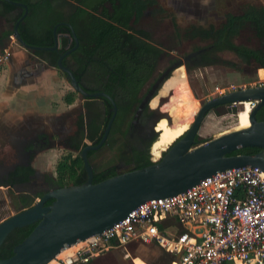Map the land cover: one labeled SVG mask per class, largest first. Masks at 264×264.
<instances>
[{
    "label": "flooded vegetation",
    "instance_id": "flooded-vegetation-1",
    "mask_svg": "<svg viewBox=\"0 0 264 264\" xmlns=\"http://www.w3.org/2000/svg\"><path fill=\"white\" fill-rule=\"evenodd\" d=\"M28 1L29 3L25 4L27 6V13L18 28L22 38H25L30 43L43 44V46L30 44L32 46L48 49L54 48L53 50H36L35 52H41L42 57L48 58L51 62L50 64L55 67L58 59L69 52L62 60V63L72 73L78 65L74 60V55L78 56L77 50L80 43H84L86 46L85 52H87L83 56L79 55L83 62L82 64H88L89 53H94L97 49L93 43L95 41L93 35H95L96 30L101 25V20L116 18L119 21H123L125 19L124 14L116 13V9L121 6L122 0ZM141 1L144 2L145 7L140 16L137 18L133 10V15L128 22L129 27L124 30L127 35L135 36L137 40L156 47L160 53L157 56L154 71L144 81V86L139 90L137 96L138 103L132 106L131 113L123 120L118 121L116 120L118 113L116 107V114L111 122L104 143L97 149L87 151L86 160L92 169L94 177L103 172L105 174H110L111 172L121 174L132 171L131 165H127L128 162L132 164L133 160L142 159L145 153L149 154L150 152L151 156H154L160 151L163 152L162 149L168 148L190 128L192 123L189 124V122L197 111L198 106L189 86L184 79H180V84H178L177 80L169 81L165 86V90L168 91L176 88L178 107L175 108V113L170 114V116L173 120L177 119L181 120V122L172 126L171 122H168L166 118H162L160 121L154 123L152 131H147L148 123L152 119H155L156 116L167 115L160 112L159 105L151 110L149 103L156 96L161 85L170 78L173 71H183L185 75L190 74L195 76L197 72L213 69L218 65H226L230 67V71L238 72L241 69L240 71L244 73H248L250 69H261L257 67L255 61L250 60L249 62H245L239 56L226 50L216 52L217 57L221 59L216 64V62L212 61L216 56L210 55V51L213 52L215 47L210 45L211 42L202 40L199 36L201 32L197 33L195 28H193L194 26H215V28H219L221 24L226 22L227 15L232 13H225L223 21L220 24L199 25L191 23L187 27H181L182 24H180L177 18V6L171 5L169 3L171 2L170 0H166L168 7H164L158 3L165 0ZM180 1L181 3H188L184 0ZM247 4L249 2L245 5ZM82 9L85 11V14L79 11ZM238 10V14L234 15L241 14L242 7H238ZM24 13L23 11L22 15ZM145 20L148 21L147 24L146 22L143 23ZM74 26L78 29V33H76ZM247 30L251 32L250 38L247 41L249 44L238 43L237 41L243 39ZM127 35L123 38V41H127L128 43L126 50H135L137 48L135 41L130 38L127 39ZM233 41L237 45L254 49L264 47V37L258 38L253 33V30L251 31L247 27ZM225 53H231L238 58V61L234 62L223 59L222 56ZM90 57H92L93 61L97 60L93 56ZM56 70L60 71L59 69ZM167 70H169L167 76L138 113L141 101L150 92L155 82ZM87 74L88 72L86 75L80 76L79 79L75 78L81 89L90 94L103 92H88V87L85 83L97 84L123 80V78L109 75L91 74L89 76ZM142 80V75L135 78V82ZM67 83L69 82L67 81ZM225 94L227 93H223V95ZM106 95L109 96L108 94ZM219 96L222 95H217L216 97ZM109 97L113 101L112 97ZM216 97H212L211 99ZM123 99L125 98L123 97ZM113 103L115 104L114 101ZM123 104H126V102ZM223 106L227 105L216 106L205 115L199 127L196 144L209 141V139L207 141H201L200 139L199 132L203 126V122L209 113L219 110ZM112 107L113 105L104 97L95 99H85L82 97V102L77 106L69 107L60 114L51 117L45 124L33 126L31 123H28L26 126H18L12 129L0 128V195L7 196V200L3 199L0 201V208L6 205L9 209L18 208L23 210L32 207L42 197L52 191L77 185L74 183L78 179L85 182L87 174L84 169L81 153L86 146L96 147L99 144L112 118ZM100 109L101 112L99 111ZM250 109L251 106L249 105L246 111L248 112ZM136 113L137 118H135ZM112 129L115 132L112 133V139L109 140ZM95 130H97V134L92 136ZM155 131L158 133V138L151 145L153 132ZM122 134H125V136ZM90 136L93 139H89ZM121 136L124 138H121ZM110 141L112 142L111 144ZM56 151H63L65 155L61 159H58L59 161H56V165L53 167L54 170L53 168L49 169L50 161L48 160L52 156L50 152ZM105 155L109 158L106 159ZM149 160L152 163V158H149ZM63 161L69 165V170L73 171L72 176L74 177V180L69 181L70 183L65 186L61 185L57 180L58 166ZM122 167L126 168L123 172ZM51 202V200H47L45 206H49Z\"/></svg>",
    "mask_w": 264,
    "mask_h": 264
},
{
    "label": "water",
    "instance_id": "water-1",
    "mask_svg": "<svg viewBox=\"0 0 264 264\" xmlns=\"http://www.w3.org/2000/svg\"><path fill=\"white\" fill-rule=\"evenodd\" d=\"M1 1L20 7L25 12L16 22L12 33V37L24 50L31 54L36 50L54 49L36 47L25 42L18 27L25 18L27 6L13 0ZM68 53L58 59L56 67H51L59 69L74 92L83 98H106L113 105V115L99 144L96 147L86 146L81 153L87 174L84 183L52 191L32 207L0 222V247L16 231L33 228L30 234L13 248L12 256L0 259V264H49L61 252L91 236L101 234L148 201L182 194L200 181L227 169L253 167L264 172V121L256 119L257 111L264 106L262 85L238 89L201 104L190 128L161 153L158 162L93 183L94 175L87 163L86 153L104 143L116 114V106L106 94H90L81 89L74 74L62 63ZM168 72L169 70L155 82L141 101L138 113L153 96ZM248 102H256L248 115L249 127L196 144L200 124L208 112L219 105H243ZM162 118L171 122L169 115L156 116L148 123L147 131H152L154 123ZM153 133L151 145L158 138V133ZM244 148H257L259 152L253 155H231ZM47 200L52 201L49 206H45Z\"/></svg>",
    "mask_w": 264,
    "mask_h": 264
},
{
    "label": "built area",
    "instance_id": "built-area-1",
    "mask_svg": "<svg viewBox=\"0 0 264 264\" xmlns=\"http://www.w3.org/2000/svg\"><path fill=\"white\" fill-rule=\"evenodd\" d=\"M8 59L6 52L0 54V70ZM248 103L251 110L256 105ZM166 217H175L182 231L161 232L157 224ZM131 242L172 252V264H264V172L227 169L182 194L148 201L66 255H57L52 264H88Z\"/></svg>",
    "mask_w": 264,
    "mask_h": 264
},
{
    "label": "trees",
    "instance_id": "trees-1",
    "mask_svg": "<svg viewBox=\"0 0 264 264\" xmlns=\"http://www.w3.org/2000/svg\"><path fill=\"white\" fill-rule=\"evenodd\" d=\"M121 3V6L116 9V13L124 14L125 19L123 21H119L116 18L101 20V25L96 30L95 35H93L95 38L93 43L96 45L97 49L95 51L93 50L94 53H89L88 64H82L83 62L80 59V56H83L84 53L87 54V52H85L86 46L84 43H80L77 50L78 56L74 55V60L78 65L77 68L73 70V74L77 79L82 75H86L87 72V75L89 76L94 74L123 78V80L119 82H101L97 84L90 82L85 83L88 87V92H103L112 97L117 107L118 113L116 115V120L118 121L123 120L129 113H131L130 110L132 106L138 103L137 96L139 90L144 86V81L147 80L150 77V74L154 71L157 56L160 53L156 47L137 40L135 36L133 37L130 34L127 35L124 30L129 27L128 22L133 15V10L135 11V16L137 18L140 16L145 7L144 2L141 0H122ZM79 11L82 14H85L83 9ZM240 12L241 14L239 15L228 14L226 22L221 24L219 28H215V26H194L193 28H195L197 33L201 32L199 36L202 40L211 42L210 45L215 47L213 52L210 51V55L213 54L216 56L212 59L216 64L221 60L217 57L216 52L226 50L239 56L245 62H249L250 60L255 61L257 67L264 71V47H261V49H254L243 45H237L233 41L246 27L251 31L253 30V33H255V36L258 38L264 37V7L247 4L242 7ZM74 28L76 29V33H78V29L75 26ZM125 35L128 36L127 39L130 38L135 41L137 50H126V45L128 43L127 41H123V38L126 37ZM23 39L28 44L43 46L42 43H30L25 38ZM36 54L37 56L42 57L41 52H36ZM90 56H93L94 59L97 58V60L93 61ZM141 75L143 76V80L135 82V78H138ZM123 97L125 99H123ZM124 102H126V104H123ZM250 111L251 109L248 112L242 110L239 113L237 120L241 127L249 124L248 115ZM256 119L257 121H264V106L256 114ZM113 129L109 136V140L112 139V133L115 132ZM94 134H97V130L93 132L92 136H94ZM122 135L125 136V134ZM92 136H90L89 139H93ZM121 138L124 137L121 136ZM111 143L112 142L110 141V144ZM166 149L167 148L162 149L163 152L166 151ZM258 151L259 149L257 148H244L231 153V155H253ZM161 153L162 151L154 156L152 155L153 161H157L160 158ZM149 158V154L145 153L142 159L133 160L132 164L128 162L127 165H131V170L141 169L152 164ZM68 166L69 165L65 161L61 162L58 166L57 180L64 186L68 185L70 183L69 181L74 180V177L72 176L73 171H70ZM115 175L117 174L114 172H111L110 174H105V172L100 173L94 177L93 183H99ZM81 183H84V180L80 181L78 179L74 184L78 185ZM32 229L33 228L18 230L12 234L7 242L0 247V259H6L12 256L13 248L21 243L30 234Z\"/></svg>",
    "mask_w": 264,
    "mask_h": 264
},
{
    "label": "crops",
    "instance_id": "crops-1",
    "mask_svg": "<svg viewBox=\"0 0 264 264\" xmlns=\"http://www.w3.org/2000/svg\"><path fill=\"white\" fill-rule=\"evenodd\" d=\"M15 1L29 3L28 0ZM23 11L0 0V54L6 52L9 55L8 62L0 70V128L4 129L28 123L33 126L45 124L51 117L66 110L61 111L55 105L67 92L66 78L57 82V70L51 67L49 59L37 56L36 52L28 53L12 37ZM57 84L63 86L60 92H57ZM157 225L167 235H176L183 229L175 217H166ZM175 260L172 252L155 245L131 242L106 252L88 264H172Z\"/></svg>",
    "mask_w": 264,
    "mask_h": 264
},
{
    "label": "rangeland",
    "instance_id": "rangeland-1",
    "mask_svg": "<svg viewBox=\"0 0 264 264\" xmlns=\"http://www.w3.org/2000/svg\"><path fill=\"white\" fill-rule=\"evenodd\" d=\"M170 1L171 2L169 3H171V5L175 7L177 6V18L180 24H182L181 27H187L191 23H196L199 25H206L210 23L220 24L223 21L225 13L238 14V7H243L247 2L252 5L264 7V0H184L185 2H188L187 4L181 3L180 0ZM158 3L162 4L164 7H168L166 0L163 2L159 1ZM145 22L146 24L148 23L147 20L143 21V23ZM250 35L251 32L247 30L243 36V39H239L237 42L249 44L247 41L250 38ZM222 57L228 61H238V58L231 53H225ZM230 70V67H227L226 65H218L216 68L197 72L195 76L190 74L185 75L183 71L175 70L171 73L170 78L161 85L152 101H150V109H155L159 105V110L161 113L167 114L169 116L170 114L175 113V108L178 107L176 88H172L168 91L165 90L166 84L171 80H177L178 84L181 83H179L180 79L185 80L186 84L190 88L194 100L197 102L198 109L201 104L211 100L212 97H216L217 95H223V93H229L238 89L264 85V73L261 69H250L248 73L240 71L241 69H239L238 72ZM63 77V73L61 71H57V82H59V79ZM64 80V83H66L67 92L64 93L62 101L59 102L57 100L58 103L55 104L61 111L64 110V108L68 109L69 107L77 106L82 102V97L74 92L69 83H67L66 79ZM60 85L61 84H57V92H60L63 89V86ZM249 105V103L245 104V108L243 110H246ZM239 110L240 106L238 104H231L223 106L219 110L209 113L205 118L203 126L199 132L201 141H207L208 139H213L224 133L241 129V126L237 120V114L239 113ZM99 111L101 112V109ZM197 111L193 114L189 124L193 122V118ZM170 120L172 126L181 122V120H173L171 116ZM245 126L246 125H243V127ZM50 153L52 156L48 161H50L49 169H52L56 165V161H59L58 159H61L62 156L65 155V152L56 151ZM54 155L56 156L53 157ZM105 156L106 159L109 158L107 155ZM149 156L152 158L150 152ZM125 170L126 168L122 167V172ZM3 197L4 196L0 195V201L3 199L7 200V196L4 198ZM19 210L21 209H9L6 205H4L2 208H0V222L11 215L18 213Z\"/></svg>",
    "mask_w": 264,
    "mask_h": 264
},
{
    "label": "bare ground",
    "instance_id": "bare-ground-1",
    "mask_svg": "<svg viewBox=\"0 0 264 264\" xmlns=\"http://www.w3.org/2000/svg\"><path fill=\"white\" fill-rule=\"evenodd\" d=\"M245 104H246V103H245ZM245 104H243V105H242V104H239V106H240L239 113L245 108ZM239 113L237 114V117H238ZM249 125H250V124H247L245 127H241V129L247 128V127H249ZM237 130H239V129H237ZM72 249H74V247H70V248L66 249L65 251L61 252V253L59 254V256H64V255H66V254H67L69 251H71ZM50 264H52V262H51Z\"/></svg>",
    "mask_w": 264,
    "mask_h": 264
}]
</instances>
